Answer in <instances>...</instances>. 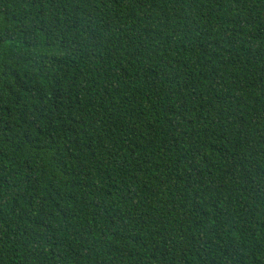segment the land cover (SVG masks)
Masks as SVG:
<instances>
[{
  "label": "trees",
  "instance_id": "obj_1",
  "mask_svg": "<svg viewBox=\"0 0 264 264\" xmlns=\"http://www.w3.org/2000/svg\"><path fill=\"white\" fill-rule=\"evenodd\" d=\"M0 264H264V0H0Z\"/></svg>",
  "mask_w": 264,
  "mask_h": 264
}]
</instances>
